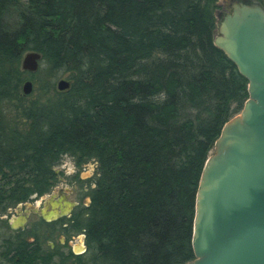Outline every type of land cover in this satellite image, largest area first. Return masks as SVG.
Returning a JSON list of instances; mask_svg holds the SVG:
<instances>
[{
	"label": "trees",
	"instance_id": "trees-1",
	"mask_svg": "<svg viewBox=\"0 0 264 264\" xmlns=\"http://www.w3.org/2000/svg\"><path fill=\"white\" fill-rule=\"evenodd\" d=\"M216 8L217 0H0V176H13L9 192H45L64 156L96 162L85 263L194 258L200 174L248 97L247 78L214 44ZM29 50L42 54L30 74L20 65ZM62 73L70 87L58 91ZM30 78L32 97L21 87Z\"/></svg>",
	"mask_w": 264,
	"mask_h": 264
},
{
	"label": "water",
	"instance_id": "water-1",
	"mask_svg": "<svg viewBox=\"0 0 264 264\" xmlns=\"http://www.w3.org/2000/svg\"><path fill=\"white\" fill-rule=\"evenodd\" d=\"M216 14L215 46L247 78L248 97L227 120L204 163L196 193L192 248L184 264H264V0H232ZM42 54L24 53L21 69L35 73ZM58 91L70 87L66 77ZM24 95L33 91L26 79Z\"/></svg>",
	"mask_w": 264,
	"mask_h": 264
},
{
	"label": "flooded vegetation",
	"instance_id": "flooded-vegetation-1",
	"mask_svg": "<svg viewBox=\"0 0 264 264\" xmlns=\"http://www.w3.org/2000/svg\"><path fill=\"white\" fill-rule=\"evenodd\" d=\"M223 10L220 17L227 12L226 7ZM89 167L93 172L83 177L82 170ZM67 172L72 180L93 182L81 193L74 181L59 175L45 192L41 187L9 192L13 176H0V264H87L83 224L89 190L95 186L96 162L72 164Z\"/></svg>",
	"mask_w": 264,
	"mask_h": 264
},
{
	"label": "rangeland",
	"instance_id": "rangeland-1",
	"mask_svg": "<svg viewBox=\"0 0 264 264\" xmlns=\"http://www.w3.org/2000/svg\"><path fill=\"white\" fill-rule=\"evenodd\" d=\"M230 2H232V0H217V8H216L215 13L217 12V13H221L222 14L224 12L223 8L225 6H227V3H230ZM248 2H250V3L257 2V3H260L261 4L260 0H248ZM62 77H67V74L65 75V74L62 73V75H60L57 79L62 78ZM33 86H34V88L37 87V85L34 82H33ZM35 93H36L35 91L32 92L31 93V97L34 96ZM8 115H10V114H8ZM72 164H75V162L69 156H66V157L64 156L60 160V162L57 163L55 165V167H54V171L57 170V172H59L56 175L57 176L60 175V176L64 177V179H65L66 182L67 181H71L72 178H70V176L68 175V172L67 171H68V169H70V167L72 166ZM90 172H93V170H91V167H89L87 170H82V173L81 174L84 177V176L88 175ZM72 181H74V183L77 186H79V192H81V193H83L82 192L83 191L82 189H83L84 186L90 187V183L93 182L92 179L91 180L90 179H88V180H80L78 178L75 179V180L73 179ZM88 258H89L88 257V253L85 254V255H83V260H87Z\"/></svg>",
	"mask_w": 264,
	"mask_h": 264
}]
</instances>
